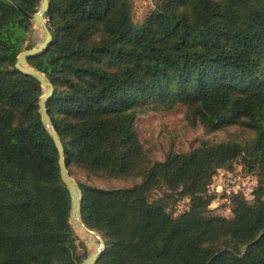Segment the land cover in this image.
Instances as JSON below:
<instances>
[{"label":"trees","instance_id":"16d2710c","mask_svg":"<svg viewBox=\"0 0 264 264\" xmlns=\"http://www.w3.org/2000/svg\"><path fill=\"white\" fill-rule=\"evenodd\" d=\"M132 1L50 0L53 42L29 60L55 87L47 107L70 175L132 183L79 184L82 219L106 244L97 264H264V0H153L140 30ZM40 3L0 0V264H82L44 90L15 67ZM178 106L207 134L246 137L153 160L136 120ZM236 162L258 183L226 219L210 210V185ZM163 188L189 211L150 201Z\"/></svg>","mask_w":264,"mask_h":264},{"label":"rangeland","instance_id":"374dc122","mask_svg":"<svg viewBox=\"0 0 264 264\" xmlns=\"http://www.w3.org/2000/svg\"><path fill=\"white\" fill-rule=\"evenodd\" d=\"M153 10V0L132 1L135 30L142 29L143 25L151 18ZM44 38V32L35 27L29 37L28 45L37 48ZM135 128L141 142L150 151V158L153 160H162L170 151L188 152L196 148L202 141L220 143L229 140L240 141L246 137L243 132L234 128L221 133L207 134L200 126L194 127L188 123L185 108L182 106L171 111H145L138 116ZM72 177L77 184L92 185L101 189H119L130 187L132 184L130 181L116 179L89 178L86 173L79 170H74ZM257 183L258 178L248 174L240 162L233 165L232 171H218L210 185L211 194L216 196L210 207L212 214L232 219V197L243 195L249 204L253 203V192ZM150 201H161L174 217H178L190 209L189 199H178V196L171 194L166 188L151 193ZM74 232L77 238L78 253L85 261L91 253V249L82 243L80 235L75 229ZM96 244H98L97 241Z\"/></svg>","mask_w":264,"mask_h":264},{"label":"water","instance_id":"95a60500","mask_svg":"<svg viewBox=\"0 0 264 264\" xmlns=\"http://www.w3.org/2000/svg\"><path fill=\"white\" fill-rule=\"evenodd\" d=\"M50 8V0H41L37 12L33 16H29L34 22L35 27L38 30L44 32L45 38L37 48L27 49L23 51L19 55L15 67L22 74L35 78L41 84V87L44 90V95L41 97L39 102V114L41 115L44 127L52 138L59 153V166L61 177L63 183L68 189L71 199L70 223L73 229H75L76 231L77 228H82L85 230V232L92 235L98 240V244H95L94 242L81 239L82 243L87 248L91 249V253L82 264H97L106 251V244L103 238L95 231L90 230L85 225L82 219L83 191L80 185L75 182V180L69 173L68 164L65 160V150L63 143L53 129L48 112L47 105L55 94V87L50 81L47 80L46 76L43 73H40L29 66V60L35 57L42 56L49 49L53 42V36L48 27L50 21L47 19V14Z\"/></svg>","mask_w":264,"mask_h":264},{"label":"bare ground","instance_id":"6f19581e","mask_svg":"<svg viewBox=\"0 0 264 264\" xmlns=\"http://www.w3.org/2000/svg\"><path fill=\"white\" fill-rule=\"evenodd\" d=\"M77 232L80 235L81 239H85V240L94 242L95 244H96V241L98 242V240L95 237H93L92 235H90L87 232H85V230L82 229V228H77Z\"/></svg>","mask_w":264,"mask_h":264}]
</instances>
